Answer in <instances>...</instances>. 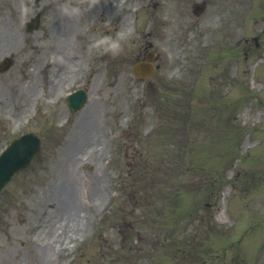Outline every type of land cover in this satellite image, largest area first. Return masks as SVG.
Returning a JSON list of instances; mask_svg holds the SVG:
<instances>
[{"label": "rangeland", "instance_id": "374dc122", "mask_svg": "<svg viewBox=\"0 0 264 264\" xmlns=\"http://www.w3.org/2000/svg\"><path fill=\"white\" fill-rule=\"evenodd\" d=\"M0 40V61L14 60L0 72V151L21 133L42 137L0 194V264H44L34 236L47 219L78 236L47 264H264V0H0ZM147 51L157 68L138 80ZM207 54L216 88L189 91ZM79 87L89 99L71 113L65 97ZM91 122L94 145L70 159ZM248 133L260 145L244 153ZM71 177L78 230L57 202Z\"/></svg>", "mask_w": 264, "mask_h": 264}, {"label": "bare ground", "instance_id": "6f19581e", "mask_svg": "<svg viewBox=\"0 0 264 264\" xmlns=\"http://www.w3.org/2000/svg\"><path fill=\"white\" fill-rule=\"evenodd\" d=\"M131 31V23L130 19L127 17L124 19L119 34L123 37H126L129 35ZM9 39L7 40V42ZM3 43L0 40V51L3 49ZM36 47V46H35ZM127 56H124L122 59H127ZM46 60V58H41V62ZM41 64L37 67L40 68ZM95 125L94 123H86L82 125L78 133L76 134V137H79V144L78 148L74 151H72L70 154V159H78L82 158L81 152L79 148H82L85 145H88V147H91L94 145L95 142ZM81 141V142H80ZM87 148V147H86ZM77 180V178L75 177ZM61 182V183H60ZM60 185L58 184L57 191L59 194V199L57 200L58 205H60V216H68V219H72V226L74 230L83 229L84 224L79 223L80 217L78 216V205L76 203L75 195L77 193V184L74 180V178H70L68 180H60ZM59 213V212H58ZM73 216V217H72ZM49 216H47L48 218ZM70 217V218H69ZM65 219V218H64ZM62 221V217H61ZM56 222V224H55ZM58 220L55 219V221H52L50 219H47L45 223H43L36 231V234L34 236V239L36 240V247L38 252L40 253V258L42 257L44 260V264H47L45 260H49V258L53 255L55 252L59 253H65L67 249H69V241H71L73 238L78 236L67 235V237H59L61 234H58V231L56 230Z\"/></svg>", "mask_w": 264, "mask_h": 264}, {"label": "water", "instance_id": "95a60500", "mask_svg": "<svg viewBox=\"0 0 264 264\" xmlns=\"http://www.w3.org/2000/svg\"><path fill=\"white\" fill-rule=\"evenodd\" d=\"M22 142L23 143L11 146L10 149L0 159V162H3L0 164V183L7 181L18 167L24 166L28 163L30 158L25 159V156L23 157L20 155V152L22 149L26 150L28 146L32 147V143L30 142L29 137L24 138Z\"/></svg>", "mask_w": 264, "mask_h": 264}, {"label": "clouds", "instance_id": "9594fccd", "mask_svg": "<svg viewBox=\"0 0 264 264\" xmlns=\"http://www.w3.org/2000/svg\"><path fill=\"white\" fill-rule=\"evenodd\" d=\"M115 46V45H114Z\"/></svg>", "mask_w": 264, "mask_h": 264}]
</instances>
